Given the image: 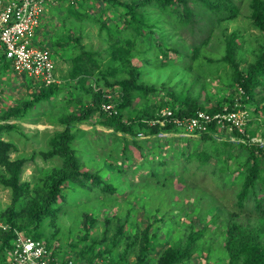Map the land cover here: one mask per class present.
Instances as JSON below:
<instances>
[{
	"label": "rangeland",
	"instance_id": "374dc122",
	"mask_svg": "<svg viewBox=\"0 0 264 264\" xmlns=\"http://www.w3.org/2000/svg\"><path fill=\"white\" fill-rule=\"evenodd\" d=\"M133 1L81 0L73 6L61 1L46 11L40 33L43 43L53 51L59 76L55 83L59 86L57 94L49 98L42 97L48 85L32 76L15 75L10 71L4 73L0 66V124L9 125L1 128L0 138L13 144L9 151L11 159H25L19 179L29 185L28 192L22 191L21 195L37 196L51 182L50 176L63 167L62 156H44V152L53 148L50 139L56 130L64 128L61 117L77 106L76 98L84 96V102L91 99L86 95L87 91L78 88L76 72L83 65L75 57L82 63L84 60L98 65L99 69L95 66L89 68L92 74L86 84L91 90L108 92L111 108L115 110H118L116 105L122 97L119 79L131 77L130 60L140 67V81L153 90L157 87V91L136 98L124 110V116L128 118L139 114L140 110L151 112L155 109L157 115L162 114L167 108L171 109L168 101L178 103L187 93L200 101L202 109L210 112V108L223 102L234 91V87L229 86L233 80L232 66L222 60L225 39L232 32H239L236 48L243 70L254 61L257 42L264 44V30L254 23L250 0H226L227 8L222 15L228 13L232 16L223 19H219L216 12L205 10L201 0H189L188 6L193 10L192 22L184 15L186 8L180 2L172 6L176 11L171 13L158 4L135 8L150 17L140 35L125 24L130 12L128 7L121 6V2L131 4ZM116 6L121 8L115 11ZM101 18L112 31L103 26ZM59 40L68 42L55 44ZM89 71L86 69L84 73ZM102 72L105 79L115 84L110 86L100 78ZM72 94L74 98L70 101ZM29 101L34 103L26 105ZM18 105L22 108L21 115L4 118L5 112ZM233 107L245 112L243 129L238 131L245 133L247 127L255 129L257 134L252 136V141H260L262 112L255 114L254 106L244 107L240 99ZM100 120V112L94 111L90 118L77 123L73 130L80 128L82 131L77 134L74 146L81 159V169L95 172L105 182L115 184L117 191L112 194L102 188L92 189V182H88L87 188L76 189L72 181L65 182L68 199L54 215L42 222L39 229L55 235L54 244L60 245L61 254L73 255L69 243L78 240L85 232V212L97 217L90 235L99 237L107 216L111 219L109 234L123 220L128 221L126 228L133 234L143 230L148 221L155 222L154 225L159 226L161 242L152 252L148 264H158L157 256L162 249L189 231L187 226L190 224L196 228L208 224L209 229L200 241L203 247L179 264H225L228 254L224 248L223 229L230 214L237 212L235 219L240 222L255 226L264 224V220L259 219L253 197L243 209L236 205V192L242 180L237 167L246 156L245 148L238 143L244 139L235 132L236 129L217 124L216 129L210 131L213 139L202 137L204 131H209V125L200 131L184 126L178 131L157 134L140 131L136 138L144 144L143 154L133 143L129 147L131 151L116 153L117 148L123 147L116 145L117 140L124 135L132 142L133 135L102 125ZM154 121L153 118L149 123ZM191 152L195 157H187ZM199 153L210 154L206 163H202ZM164 157L169 165L158 163ZM225 159L227 161L223 163ZM153 168H159L156 177L151 174ZM167 168L172 174H168ZM6 176H9L6 167L0 165L1 214L9 212L12 207L21 209L18 201L13 206L12 188L3 182ZM259 196H264V191H260ZM163 215L164 220L159 221L157 218ZM173 220L176 223L169 226ZM90 239L91 236L78 247L89 244ZM96 248L103 250L105 246L98 243ZM123 248L125 243L121 250ZM128 258L134 264L136 253H130Z\"/></svg>",
	"mask_w": 264,
	"mask_h": 264
},
{
	"label": "trees",
	"instance_id": "16d2710c",
	"mask_svg": "<svg viewBox=\"0 0 264 264\" xmlns=\"http://www.w3.org/2000/svg\"><path fill=\"white\" fill-rule=\"evenodd\" d=\"M79 1L81 0H74L68 3L70 6H73ZM108 1H113L115 3L117 0ZM188 1L189 0H134L131 4L121 2V6L124 8L128 7V12H130V15L127 12H122L123 14L127 13V16H129L126 18L125 24L128 28H132L133 33L140 35L143 31V25L149 23L150 17L148 14L144 15L139 13L141 12L138 10L139 8L142 9L148 5L158 4L171 13V11H176L172 6L175 7L176 3L180 2V4H183L186 8L184 15L191 20L193 19L191 18L193 10L188 6ZM201 1L203 5H205V10L210 9L216 12L219 15V19L232 16V14L228 15V13L222 15L224 9L227 8L226 0ZM250 4L253 9L252 16L256 27L264 30V0H250ZM121 6H116V10H114L118 11ZM135 8H138V14ZM101 21L105 28L112 31V28L108 26L106 21L102 20V18ZM238 37L239 32L235 31L225 39V53L222 56V60L230 63L232 66L233 80L229 82V86L234 87V91L232 94L225 97L223 102H219L217 106L212 109L210 108L209 111L212 113L215 111H223L225 110L224 107L226 104H228L227 109H232L234 108L233 106L236 100L240 99L244 107L249 108V106H254L255 114H258L260 111L264 118V44L257 42L258 50L254 61L249 62L247 68L243 70L238 60L240 56L236 48ZM67 42L68 41L63 42L59 40L55 44L63 45ZM75 59L83 65V67L78 68L76 72L78 77L77 83L80 84L78 88L81 87L83 90L87 91L85 93H87L86 95L88 97L91 96V99L84 102V96L77 97L75 101L77 106L68 110L67 114L62 115L61 122L64 124V128L54 132L50 139L53 148L45 151L44 156H53L56 154L62 156L63 167L59 169L55 175L52 174L50 176L51 182L46 188H43L37 196L21 195L22 191L28 192L27 189L29 185L27 181H21L19 179L25 159H11L9 151L13 148V144L0 138V165H4L9 173V176L3 177V182L12 188L13 206H16L18 202L21 205L20 210L12 207L9 212L4 211L2 214L0 213V219L6 218L3 220L9 225L6 230L0 229V264H13L8 253L12 241L16 236V230L46 242L50 248H54L55 254L60 252L58 250L60 245L54 244L55 235L46 234L39 229L42 222L47 217L54 215L58 208L61 207L62 203L68 199L67 192L64 191L66 181H72L76 189L87 188L86 185H88V182H92L93 184L90 186L92 189L102 188L103 190H109L112 194L117 191V186L115 184L105 182L95 172H87L81 169V159L74 146V140L77 134L82 131L80 128H77L75 131L73 130V127L76 126L77 123L87 120L94 111H98L101 117L100 124L112 127L117 131L129 132L133 135L132 142L124 135L117 140L118 143L116 145H123L124 149L123 147L121 149L117 148L116 153L131 151L129 147L130 144L133 143L143 154L145 147H143L144 144L136 138L138 132L145 131L149 134H157L162 131H178V129L183 128V126L177 124L173 120L175 116H194L197 110L203 108L196 97H191L189 96L190 93H187L178 103L175 101H168L173 110V115L171 116L163 113L157 115V111L154 109L151 112L140 110L139 114L136 113L135 116L126 118L124 116V110L130 106L136 98L140 99L144 97V94L150 91H157V87L153 90V88L147 87L145 82L140 81L142 74L140 67L130 60L129 71L131 77L119 79L122 97L121 101L116 105L118 110L114 108L106 109L105 107L104 109L103 106L110 104L112 101L110 99V94L103 90H93V88L91 90L86 84L88 77L92 74L89 68L93 69V66H95L96 69H99L98 65L90 62L86 63L84 60L82 63L78 57H75ZM0 66L4 73L10 71L8 62H3ZM86 69L89 73H84ZM116 70L118 71V69ZM104 75V72H102L100 78L105 79ZM105 81L110 86L115 84L109 82L108 79H105ZM41 83L46 85L43 82ZM48 86L49 87L42 92V97L45 99L57 94L56 92L59 89L58 84L55 83ZM254 86H259V89H256ZM239 88L242 89V92L239 91ZM73 98L74 94L69 97L70 101H73ZM33 103V101H29L26 105H32ZM21 110L22 108L18 105L12 110L5 112L3 116L4 118H9L13 115L19 116L21 115ZM153 118L155 121L150 124L149 121ZM161 121H163V123ZM4 125L9 126L6 123H1L0 135L1 128ZM260 125V137H262V141H252V136L257 134L255 129L247 127L245 133L239 132L238 129L235 131L244 139V141L238 143L240 146L244 147L246 151L244 161L237 167L242 174V180L236 192V205L239 209H243L246 203L253 197L256 211H259L258 216L262 222L264 220V196L260 197L259 192L264 191V120L261 121ZM10 126L13 125L10 124ZM216 126V121L209 123L210 129L209 131H204L202 137L213 139V135L210 131H214ZM119 142H121V144H119ZM162 155L163 154H161V156ZM209 155L208 153H199L198 156H200L202 163H206ZM229 156H231V154ZM187 157H195L194 152L187 153ZM110 160H112V158ZM225 161L227 160L225 159L223 163ZM158 163H160V165H169V161L165 157L163 160L161 158ZM167 169L168 174H172L169 173V168ZM158 173L159 168L152 169L151 174L154 177H156ZM103 183L105 184L103 185ZM237 214V212H232V214H230L223 229L225 235L224 248L228 254V260L225 264H264V224L255 226L252 225V223L240 222L235 219ZM164 218L165 216L163 215L157 219L163 221ZM97 220L96 216H91L86 212L84 213L83 225L85 226V232L78 237V240L69 243V249L73 253V255L70 254L71 256H75L77 259L88 262L89 264H95V258H97V260H102L105 264H131L128 257L130 253L134 252L136 253V262L134 264H148L152 252H155L156 246L161 242V237H159L158 233L159 226H155V222L148 221L143 230L133 234L126 228V223L128 221L123 220L116 225L114 232L109 234L111 219L107 216L104 221L105 228L101 237H99L90 235ZM175 223L176 221L173 220L168 223V225L173 226ZM208 226V224H204L201 228H196L192 224L187 226L189 231L172 243H168L158 254V264H179L189 259L196 250L203 247L200 241L205 236L207 229H209ZM89 236H91L90 243H84L83 247L79 248L78 244L84 242ZM158 238L159 240L156 241ZM98 243H102V245L105 246V249H103L104 251L96 248ZM123 243H125V248L121 250ZM60 244L62 245L63 243Z\"/></svg>",
	"mask_w": 264,
	"mask_h": 264
},
{
	"label": "built area",
	"instance_id": "2783aa9c",
	"mask_svg": "<svg viewBox=\"0 0 264 264\" xmlns=\"http://www.w3.org/2000/svg\"><path fill=\"white\" fill-rule=\"evenodd\" d=\"M61 1L74 0H0V65L8 62L10 72L32 76L46 85L57 82L59 76L53 51L43 43L40 26L46 11ZM104 107L110 109L111 104ZM163 114L171 116L173 110L167 108ZM244 114L243 111L227 108L215 114L199 109L194 116H175L173 120L198 131L204 130L212 121L242 131ZM8 227L0 219V229L6 230ZM9 255L13 264H89L69 254H55L54 248H50L46 242L19 230H16ZM94 262L105 264L102 260Z\"/></svg>",
	"mask_w": 264,
	"mask_h": 264
},
{
	"label": "crops",
	"instance_id": "0c3cea01",
	"mask_svg": "<svg viewBox=\"0 0 264 264\" xmlns=\"http://www.w3.org/2000/svg\"><path fill=\"white\" fill-rule=\"evenodd\" d=\"M54 7V5L52 6V8Z\"/></svg>",
	"mask_w": 264,
	"mask_h": 264
}]
</instances>
